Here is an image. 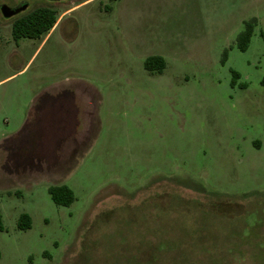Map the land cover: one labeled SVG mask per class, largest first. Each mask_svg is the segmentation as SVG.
Returning a JSON list of instances; mask_svg holds the SVG:
<instances>
[{
    "label": "rangeland",
    "instance_id": "rangeland-1",
    "mask_svg": "<svg viewBox=\"0 0 264 264\" xmlns=\"http://www.w3.org/2000/svg\"><path fill=\"white\" fill-rule=\"evenodd\" d=\"M83 1L0 0L28 4L0 12V264H264V0H91L74 42L56 32L32 60L39 41L13 38L26 13ZM81 81L103 99L92 121L35 164L32 93Z\"/></svg>",
    "mask_w": 264,
    "mask_h": 264
},
{
    "label": "crops",
    "instance_id": "crops-1",
    "mask_svg": "<svg viewBox=\"0 0 264 264\" xmlns=\"http://www.w3.org/2000/svg\"><path fill=\"white\" fill-rule=\"evenodd\" d=\"M89 1L91 0L80 2L60 15L53 28L41 39H36L39 43L32 54V60L37 52L44 50L56 32L60 34L62 42L69 44L76 40L79 24L69 15L72 10ZM51 5L52 3L44 7ZM32 94V158L35 164H38V160L46 165L58 162L67 156L71 148L77 147L79 128L86 121H92L94 113L91 109L98 102V98L102 99L101 94L97 87L83 81L79 85L59 83L46 86ZM16 147L10 150L11 153H7L6 160L9 163L22 162L19 158L20 146Z\"/></svg>",
    "mask_w": 264,
    "mask_h": 264
},
{
    "label": "trees",
    "instance_id": "trees-1",
    "mask_svg": "<svg viewBox=\"0 0 264 264\" xmlns=\"http://www.w3.org/2000/svg\"><path fill=\"white\" fill-rule=\"evenodd\" d=\"M58 14L51 6L37 8L17 18L12 23V36L18 41L20 39H41L55 25ZM252 25L246 24L245 30L237 37L238 47L245 51L252 36ZM144 68L150 72L161 73L165 68L164 59L160 56L148 57L144 62ZM237 78L238 75L235 74ZM49 195L56 205L69 206L74 202V195L71 189L66 186L51 187ZM18 227L27 230L31 227V219L27 214H22L18 220ZM0 230L3 226L0 221Z\"/></svg>",
    "mask_w": 264,
    "mask_h": 264
},
{
    "label": "water",
    "instance_id": "water-1",
    "mask_svg": "<svg viewBox=\"0 0 264 264\" xmlns=\"http://www.w3.org/2000/svg\"><path fill=\"white\" fill-rule=\"evenodd\" d=\"M48 1L56 3V2H61L63 0H48ZM26 9H27V5H23V6L15 8V9H11L7 5H2L0 7V12L4 18L9 19L15 15L20 14L21 12L25 11Z\"/></svg>",
    "mask_w": 264,
    "mask_h": 264
},
{
    "label": "flooded vegetation",
    "instance_id": "flooded-vegetation-1",
    "mask_svg": "<svg viewBox=\"0 0 264 264\" xmlns=\"http://www.w3.org/2000/svg\"><path fill=\"white\" fill-rule=\"evenodd\" d=\"M23 5H27V8H28V4H26V3H23L21 6H23ZM18 7H20V6H18ZM17 8V7H16ZM11 9H15V8H11ZM22 13V12H21ZM151 57V56H150Z\"/></svg>",
    "mask_w": 264,
    "mask_h": 264
}]
</instances>
